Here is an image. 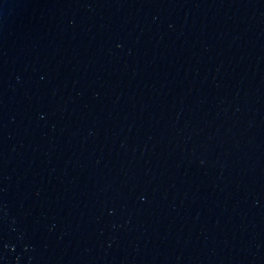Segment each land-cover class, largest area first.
<instances>
[{"label":"water","instance_id":"water-1","mask_svg":"<svg viewBox=\"0 0 264 264\" xmlns=\"http://www.w3.org/2000/svg\"><path fill=\"white\" fill-rule=\"evenodd\" d=\"M0 264H264V0H0Z\"/></svg>","mask_w":264,"mask_h":264}]
</instances>
